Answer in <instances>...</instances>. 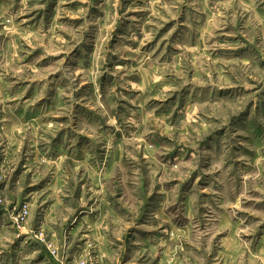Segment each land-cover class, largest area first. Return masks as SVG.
<instances>
[{"label": "rangeland", "instance_id": "obj_1", "mask_svg": "<svg viewBox=\"0 0 264 264\" xmlns=\"http://www.w3.org/2000/svg\"><path fill=\"white\" fill-rule=\"evenodd\" d=\"M0 264H264V0H0Z\"/></svg>", "mask_w": 264, "mask_h": 264}]
</instances>
